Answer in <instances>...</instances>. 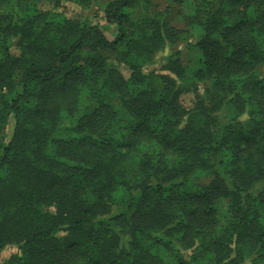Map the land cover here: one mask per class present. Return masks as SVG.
Returning <instances> with one entry per match:
<instances>
[{
	"label": "trees",
	"instance_id": "obj_1",
	"mask_svg": "<svg viewBox=\"0 0 264 264\" xmlns=\"http://www.w3.org/2000/svg\"><path fill=\"white\" fill-rule=\"evenodd\" d=\"M66 1L0 19L2 264H264V0H193L196 69L154 60L189 31L151 0L106 5L113 41Z\"/></svg>",
	"mask_w": 264,
	"mask_h": 264
},
{
	"label": "rangeland",
	"instance_id": "obj_2",
	"mask_svg": "<svg viewBox=\"0 0 264 264\" xmlns=\"http://www.w3.org/2000/svg\"><path fill=\"white\" fill-rule=\"evenodd\" d=\"M111 0H92L90 7L83 9L80 6L71 3L63 2L58 8H54L53 5L47 3L42 4L41 8L43 10H55L57 12L64 13L69 18H81L85 22L100 27L106 37L113 41L118 35V29L116 25L110 24L105 18V7ZM138 15L140 17L147 16L154 20H164L170 25L176 26L177 28L189 31L188 36L179 41L178 43L171 44L166 50H161L156 53L154 60L157 62L165 61L166 58L175 51H181V61L182 63L191 68L196 69L202 59V53L200 50L191 48L190 45H194L198 37V33L190 30L186 26V21L184 18L191 16L195 12V5L193 0H151L149 4L143 5L139 8ZM24 9L22 6V0H7L0 4V19L6 20L7 14L10 16L8 19L16 21L17 18H22L24 16ZM2 15V17H1ZM5 16V17H4ZM9 20V21H10ZM15 54L19 51L15 48ZM123 74L127 75L128 71L122 67ZM257 73L261 78H264V66L259 67ZM210 86V82H200L199 90L202 96L205 95L206 89ZM186 107L191 108L194 102V96L187 94L183 98ZM216 129L218 130V125L216 124ZM14 130V119L9 118L7 126L4 131H0V158L3 154V148L10 141ZM227 185L231 188L232 181H227ZM46 211L56 213L55 207L46 208ZM64 233L58 234V237H62ZM19 253V249L15 245H10L6 247L0 254V264L8 260L13 255Z\"/></svg>",
	"mask_w": 264,
	"mask_h": 264
}]
</instances>
